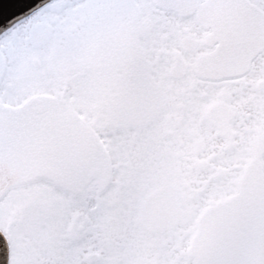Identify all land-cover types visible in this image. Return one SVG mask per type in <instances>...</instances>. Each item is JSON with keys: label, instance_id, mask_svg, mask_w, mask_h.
<instances>
[{"label": "flooded vegetation", "instance_id": "flooded-vegetation-1", "mask_svg": "<svg viewBox=\"0 0 264 264\" xmlns=\"http://www.w3.org/2000/svg\"><path fill=\"white\" fill-rule=\"evenodd\" d=\"M56 1L23 31L28 41L34 25L53 24L44 47L29 44H56L53 75L4 40L37 11L0 33L7 264H196L206 213L238 193L252 161L264 183V0ZM130 31L141 39L133 55ZM209 61L235 71L209 75ZM130 84L147 88L146 102L129 99ZM38 187L60 193V262L44 257ZM249 227L236 233L254 235Z\"/></svg>", "mask_w": 264, "mask_h": 264}, {"label": "water", "instance_id": "water-1", "mask_svg": "<svg viewBox=\"0 0 264 264\" xmlns=\"http://www.w3.org/2000/svg\"><path fill=\"white\" fill-rule=\"evenodd\" d=\"M52 1L0 0V33L7 25L20 21ZM174 1L177 5L180 0ZM52 33L53 24H36L28 32V42L36 49L44 47ZM209 63V75L235 71L233 61ZM32 64L38 68L37 59H33ZM254 224L257 226L254 235L236 233ZM0 239V264H7L8 251L1 234ZM190 254L196 264H264V183L258 162L252 161L247 167L235 196L206 213L198 224Z\"/></svg>", "mask_w": 264, "mask_h": 264}, {"label": "rangeland", "instance_id": "rangeland-1", "mask_svg": "<svg viewBox=\"0 0 264 264\" xmlns=\"http://www.w3.org/2000/svg\"><path fill=\"white\" fill-rule=\"evenodd\" d=\"M89 2V1H88ZM48 6V5H47ZM39 9V10H38ZM36 11L37 17L31 18L30 20L25 22L21 26L20 29H13L10 32V35H8L4 40L6 41L7 44H11L13 47V50L15 51V54L17 56H21L22 59H26L27 57L30 58L32 56H38L45 64L46 68L49 70L50 74L53 75L52 67L53 70H56V65L54 63L55 59L54 56L57 55L55 53L56 44H52L48 49L35 52L29 47V42L26 40L25 35L23 34L24 29H29L31 25L35 23V20L38 18L40 19L42 11L46 10L47 7L45 6H40ZM41 9V10H40ZM34 12V11H33ZM49 17H54L50 16ZM132 25V22H130ZM130 26V29L132 26ZM10 26L7 25L4 29H8ZM134 26V25H133ZM11 28V27H10ZM4 29L1 31L3 32ZM145 36L142 37V41L144 40ZM140 37L137 36V32H132L130 31L128 34V54L133 55L135 54V46L137 47L136 44H140L139 41ZM138 40V41H136ZM141 40V39H140ZM135 45V46H134ZM138 49L139 46L137 47ZM142 50L143 53H145V50L147 49V44L145 42H142ZM135 50V51H134ZM54 59V61L52 60ZM131 62V59L129 60ZM129 73L130 76H133L135 78V86L138 87L139 89L143 88L144 86H147V80L146 79H141V72L140 75L133 70V68H129ZM51 80V79H50ZM53 84L55 87L57 86V81H54ZM136 87L132 86L131 84L129 85V90H128V95L129 99L132 100V98L140 99L146 102V99L148 97L147 94V88H145V93H142L137 89ZM128 140H130L134 145L133 149L136 150L137 147L139 146L140 150L146 151L147 149L144 148V140L145 138H141L139 135L136 134V132H133L130 128L128 130ZM35 189H31L30 192L33 193ZM34 195V194H33ZM36 196H38V199L44 200V202L47 204V212H48V220L46 222L47 224V229L44 230V238H46L45 242L47 244L48 250L47 253L45 254V258L49 260V262H60V193L56 191H52L50 188H44V187H38Z\"/></svg>", "mask_w": 264, "mask_h": 264}, {"label": "trees", "instance_id": "trees-1", "mask_svg": "<svg viewBox=\"0 0 264 264\" xmlns=\"http://www.w3.org/2000/svg\"><path fill=\"white\" fill-rule=\"evenodd\" d=\"M58 3H60V0H57L56 2H54V4L52 5V6H54V5H56V4H58ZM131 21H129L128 23H129V25H131V23H130Z\"/></svg>", "mask_w": 264, "mask_h": 264}, {"label": "bare ground", "instance_id": "bare-ground-1", "mask_svg": "<svg viewBox=\"0 0 264 264\" xmlns=\"http://www.w3.org/2000/svg\"><path fill=\"white\" fill-rule=\"evenodd\" d=\"M39 5V4H38ZM0 241H1V239H0Z\"/></svg>", "mask_w": 264, "mask_h": 264}]
</instances>
